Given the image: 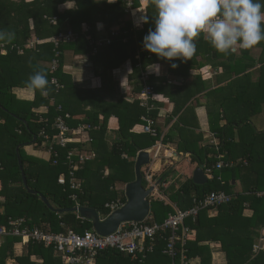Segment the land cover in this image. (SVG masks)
Instances as JSON below:
<instances>
[{"label": "trees", "instance_id": "1", "mask_svg": "<svg viewBox=\"0 0 264 264\" xmlns=\"http://www.w3.org/2000/svg\"><path fill=\"white\" fill-rule=\"evenodd\" d=\"M67 2L73 3L72 7L63 8ZM128 2L129 0H117L110 4L107 0H0V32H14L16 36L12 44L0 42V225H8L14 218L25 217L27 228L34 229L38 226L47 233L75 231L82 234L85 231H94L92 222L78 212L58 210L70 209L78 202L107 216L109 209L105 207L106 203L117 197L118 191L124 189L123 185L135 179L134 158L137 153L159 141V133L152 136L147 133L137 134L132 130L136 124L142 123L143 115H148L154 121L157 119L158 109H152V104L159 100L155 91L150 93L149 98L140 94V97L132 99L131 102L124 99L113 103L105 101L99 107H94L93 104L92 108L87 110L88 98L91 96L93 99L94 94L89 95L91 90L84 91L83 87L73 80L72 74L65 70L66 63L71 60V63L73 62L75 53L87 52L93 58H100L106 55L103 51L105 47L114 48L124 35L123 28L126 23L122 18L129 11ZM132 2L133 9L141 8L142 0ZM258 2L264 3V0ZM148 7L151 12L152 8L155 10L149 2ZM155 15L154 12L148 14V22L144 23L141 34L149 32V29L154 30ZM53 18H56V23L50 21ZM84 22L89 25L86 32L82 31ZM98 24L106 33L99 41L96 39ZM117 25L120 28L114 30ZM127 25H131V28L133 26L131 21L127 22ZM68 31H72L75 38L56 46L52 38L61 32L67 34ZM30 37L34 40L31 41ZM138 40L143 41L140 38ZM28 44H32L31 47H28ZM104 44V48H99ZM259 46L263 47L262 52L255 60L251 55L252 50L239 49L236 53L225 56L218 53L203 38L197 43L198 51L195 56L205 54L214 57L217 65L225 67L229 75L235 77L231 78L226 86L215 91L218 94L226 93L227 97H222L220 103L225 111L209 112L211 128L221 139L217 145L218 150H211L207 146L204 151L195 150L184 144L181 147L191 151L194 158L199 157L202 163L205 150L207 154L225 153L227 162L235 161L230 171L243 178L244 188L242 192L233 194L229 202L219 205L216 215L209 214V207L202 209L195 221H186L192 230H196V235L189 236L184 245L178 242L177 261H180L184 252L187 258L200 256V264H211L212 250L209 242L221 241L223 250L227 253L228 264H249L248 261L252 258V264H264V250L255 256H252L251 252L250 255H240L228 243L242 235H247L254 243V232L251 231L253 229L248 230L250 232L245 230L249 223L243 222V213L246 205L264 207V195H258V192L264 191V129L258 130L252 120L264 109V42ZM148 53L150 52L146 50L144 56ZM153 58L158 59L155 54ZM29 61L47 71L50 89L47 96L35 91L34 100L18 99L13 93V88L28 87L27 81L33 73ZM257 63H260L259 76L254 78L248 70ZM53 79H56L57 83H52ZM143 81L146 82V79ZM155 90L164 91L161 86H157ZM81 101H85V105L82 103L81 106ZM42 105H48L47 110H40ZM81 113L86 114L88 118L76 119ZM100 114H103L104 119H100ZM114 114L119 117L121 139L110 145L107 138L108 120ZM60 121L67 127L66 138L71 139L66 144L61 140V129L58 126ZM221 121H225L222 126ZM84 122H88V125L81 130L79 126ZM82 131L89 132V140L85 142L89 145L79 146L77 150L74 142L79 139V132ZM19 145H22L19 150L22 164L17 153ZM27 145L34 146L37 154L25 152ZM39 150L49 152L48 156L38 155ZM82 153L85 154L83 162L80 161ZM125 154L131 156V160L123 158ZM206 158L208 168L216 165L217 159L214 156ZM21 165L28 185L44 194L54 209H50L39 194L28 192L23 181ZM107 168L110 172L102 178V173ZM213 172L215 179H210L208 185L196 184L193 179L183 182L178 191L171 193L172 200L179 204V208L188 209L194 205L195 198L203 199L211 191L224 190L232 194L229 185L220 184V174L217 170L214 169ZM162 177L165 180L166 174ZM72 178L81 183L80 189L72 188ZM61 180H65L64 184ZM146 183L144 179V184ZM150 199L156 222L162 223L170 213L175 212L170 204L153 197ZM259 212L255 211L250 221L258 220L260 215H263ZM262 220L264 224V215ZM255 226L259 227L258 224ZM169 234L166 233V236ZM5 236L4 243L0 245V264L65 262L63 252L55 250L54 246L48 247L36 241L28 243L26 252L18 256L14 252L17 238ZM157 242L154 260L146 264H172L171 257L163 253L166 240L159 239ZM137 254L125 255L114 249L101 250L93 257V261H96V264H139L138 256H135ZM33 256L40 257L42 262L33 261Z\"/></svg>", "mask_w": 264, "mask_h": 264}, {"label": "crops", "instance_id": "2", "mask_svg": "<svg viewBox=\"0 0 264 264\" xmlns=\"http://www.w3.org/2000/svg\"><path fill=\"white\" fill-rule=\"evenodd\" d=\"M148 2L149 0H142V6L140 9H131L128 11L127 15L122 18V21L126 23L123 28L124 35L121 36L119 42L114 45V48L105 47L106 49H102L103 51H105L104 53H106V55H103L100 58H93L87 52L84 54L75 53L73 62L71 63V60L70 63H66L65 70L66 72L72 74L73 80L77 83L78 86L83 87L82 89H84V91L91 90L89 92V95H91L92 93L94 94V96H92L93 99H91L90 96V99L88 98L89 101L86 100L88 101L87 110L91 109V106L93 104H95L94 107H99V105H101L105 101L113 103L117 100L124 99L131 102L132 99L138 98V96L140 97V94H142L146 88L150 86L152 87L153 93L155 91L156 96L159 97V100L156 103L152 104V109H158V117L157 119H155V127L160 135V139L158 142H156L155 145L147 147L146 149H142L150 150L151 160L150 164L145 165L142 168L143 185L146 188L154 186V191L152 192V195L150 197L164 201L166 204H170L175 211L176 209L181 208L178 207L179 204L172 200V196H170L171 193L178 191L183 182L189 179H193L194 172L199 166L202 165L208 179L205 184L199 185H208L210 179H215V177L211 178L206 171V164L208 161L206 157L214 156L217 159V162L219 160H224L226 162L225 153L217 152V155H215L213 152L207 154V151L205 150V159L202 163L199 157L194 158V154L191 151L184 150L181 146H183L184 144L190 146L195 150L202 149V151H204V148H206L207 146L211 150H218L217 145L219 144L221 139L219 138L218 133L216 131H213V129L211 128V119L209 112L212 111L216 113H222L225 111H223V107H221L220 103L222 97H227V95L226 93L218 94V92L215 91L222 86H226L227 82L231 78H234L235 75L230 76L228 70H225V67L217 65L216 59L214 57H209L205 54L204 56H202V54L194 56L193 60H188L185 63H182V60H177V62L168 61L167 59L162 60L158 56V59L155 60L151 52L144 56V54L146 53V49L143 46V41L139 42L138 39L140 38L144 40V37L148 34V32L141 34V31L144 28V19H148V14H153V12L154 14H156V11L153 10V8L151 9L153 12L149 11ZM72 5L73 3L67 2L62 7L68 8L72 7ZM129 21L132 22V28L130 27L131 25H127V22ZM99 26L100 25L98 24L96 29L98 32L96 38L97 41L103 39V34H106L105 32H103L101 27L99 28ZM119 28V25H117L114 30H117ZM88 29L89 25L84 22L82 24V31L86 32ZM131 37H133V41H131ZM30 39L31 41L34 40L32 39V37H30ZM88 39L91 42L90 36H88ZM104 46L105 44L100 46L99 48H104ZM262 48V46H257L252 49L251 55H253V58L255 60L259 58L262 52ZM240 55L241 54H239V56ZM173 63L178 64L179 67H171ZM154 65L159 66L160 70L158 74L155 70L149 71L150 67H154ZM259 66L260 63H257L254 67L248 70L251 71L254 78L259 76ZM147 74L149 78L147 77ZM145 79L146 82L143 81ZM148 80H150L151 82H149ZM157 86H161L164 91L156 92L155 89ZM13 93L17 96L18 99L34 100L35 98V91L30 89L29 87H14ZM82 103L85 105V101H81V106ZM47 106L48 105H42L39 108L40 110H47ZM261 114H264V109L261 113L255 115L252 118L253 123L258 130L264 129V115L262 116ZM103 117V114H100L101 120L104 119ZM87 118L88 116H86V114L84 113L78 114L76 116V119ZM87 123L88 122H84V124H81L79 126L81 127V130L85 129L84 127L88 125ZM224 124L225 121H221L220 125L222 126ZM119 128V117L118 115L114 114L108 120L107 138L110 145L116 141L118 142L121 139ZM132 130L137 134L144 133L141 132L140 128H138V124H136V126H134ZM79 133V139L74 142V146L77 147V150L79 146L89 145L85 144V142H88L89 140V132L85 133L84 131H82ZM235 134L237 138L236 140H238L236 130ZM159 143H162L161 154L159 158L154 159L153 154L154 151H156ZM19 146L18 147L20 150L22 145ZM27 152L37 154L34 149H29ZM139 152L134 158L135 163ZM17 153L20 155L19 152ZM48 153L49 152L39 150L38 155L47 157ZM203 155L204 153L202 154V156ZM123 158L128 161L131 160V156L127 154H125ZM229 163H231V165L216 170L220 174L218 176V180H221L220 184L229 185V189L233 193H226L229 194L232 198V196H234L233 194L242 192L244 187L242 180L243 178L238 173L230 171V167L232 168V165L235 164V161L234 163L229 161ZM149 169V175L148 177H146V170ZM109 172L110 170L107 168L102 173L101 177L103 178L104 176H107ZM163 174H166L165 180H163ZM144 179L147 182L146 185L144 184ZM127 184L123 185L124 189H122V191H118L116 198L106 203L105 207L109 209V213L107 214V216H103L101 212L96 209L99 212L100 218L102 220L107 219L108 216L113 211H115H112L107 206L108 203L112 201H118L121 203L122 207L127 202ZM216 184L218 186L217 181ZM79 205L81 206V204L77 202L76 206ZM216 210L217 209H210L209 214L211 216L216 215ZM255 211H260L264 215V207H261L260 205H255L254 207L246 205L243 213V216L245 217L243 222L249 223L247 224V229L245 230L247 232H250L248 230L253 229L251 231L254 232V234L252 235V237L254 238V243L249 240L247 235H242V237L230 240V242H228L238 253H240V255L244 253L246 255H250L251 252V255L255 256L260 251L264 250V224L262 223L263 215H260L258 220L250 221L251 216H253ZM14 219L23 220V227H28L27 219L25 217ZM147 221L150 223L156 222L152 213L151 205ZM256 224H258L259 227H256ZM35 228L43 230L38 226H35ZM94 232L96 231L94 230ZM195 235L196 230H192L190 237H193ZM8 236L17 238V242H15L14 244V252L18 256H22L26 252L28 243L35 242L32 240L26 241L18 235L8 234ZM5 237V235L0 236V245L4 243ZM245 237L246 242L244 243ZM157 241L154 242L155 247H157L158 245ZM208 242L209 241H206V243ZM146 245H149V240L146 241ZM209 245L212 250L211 264H228L227 253L223 250L222 242L210 241ZM54 249L56 250L55 247ZM155 250H148L145 256L140 253L135 255L138 256L137 260L139 264H146L147 262L153 261ZM125 255L129 254L125 253ZM188 259L190 261L189 264L201 263L200 256ZM32 260L36 261L37 263L42 262L41 258L38 256H33ZM171 260L172 264H174V262L176 264H180V261H177L176 257H171ZM251 260L248 261L249 264H252ZM93 264H96V261H94Z\"/></svg>", "mask_w": 264, "mask_h": 264}, {"label": "clouds", "instance_id": "3", "mask_svg": "<svg viewBox=\"0 0 264 264\" xmlns=\"http://www.w3.org/2000/svg\"><path fill=\"white\" fill-rule=\"evenodd\" d=\"M149 5L156 11L155 28L149 29L143 46L162 60H193L201 38L225 56L239 49L252 50L264 42V3L258 0H149ZM144 22H148L146 18ZM15 38L14 32H0V42L12 44ZM29 66L33 73L27 86L47 96V71L31 61ZM171 67L179 65L173 63ZM152 70L158 74L160 69L154 65Z\"/></svg>", "mask_w": 264, "mask_h": 264}, {"label": "built area", "instance_id": "4", "mask_svg": "<svg viewBox=\"0 0 264 264\" xmlns=\"http://www.w3.org/2000/svg\"><path fill=\"white\" fill-rule=\"evenodd\" d=\"M132 0L128 2V9H133ZM52 23H56V18L50 20ZM75 36L72 31H68L67 34L60 33L52 38L58 46L63 41H69L74 39ZM33 44V42H32ZM32 44H28L31 47ZM6 52V50H5ZM57 83L56 79H53ZM153 92L152 88H146L142 96L149 98L150 93ZM142 123L138 124L141 132L157 136L158 131L154 127L155 121L148 115L141 117ZM61 129L60 136L63 143L69 142L71 139H67L65 131L67 127L62 121L58 123ZM162 143H159L156 151H154V159L159 158L161 154ZM85 160V154L80 155V161ZM230 165L229 162L219 160L214 167L206 168L207 173L211 178H214V169H222ZM149 170H146V177L149 175ZM72 174V172H71ZM72 188L80 189L81 183L75 178H72ZM65 180H61L64 184ZM258 195H264V191L258 192ZM76 198V197H74ZM231 200V196L224 191H211L203 199H194V205L189 209H176L174 213H170L168 217L162 223H149L147 221L137 222L130 221L122 223L119 228L109 235H99L94 231H85L80 234L75 231H69L68 233H47L39 228L29 229L23 227L24 221L21 219H12L8 225H0V236L3 235H18L26 241L42 242L47 246H54L57 250L63 252L65 257L64 264H93V257L101 250L117 249L127 254L140 253L145 256L149 251L156 249L154 242L159 239H165L166 245L163 252L172 258L177 255V244L182 242L184 245L188 237L192 233V229L186 224L188 219L196 220L199 212L204 208L217 209L219 205L227 203ZM107 206L113 211L121 207V203L118 201H112ZM170 233L166 236V233ZM149 240V245H146V241ZM148 247V248H147ZM183 252V251H182ZM190 261L183 252L180 258V264H189ZM174 264H176L174 262Z\"/></svg>", "mask_w": 264, "mask_h": 264}, {"label": "water", "instance_id": "5", "mask_svg": "<svg viewBox=\"0 0 264 264\" xmlns=\"http://www.w3.org/2000/svg\"><path fill=\"white\" fill-rule=\"evenodd\" d=\"M19 147L17 148V152H19ZM18 158L20 164H22L19 154ZM150 162V150L140 151L135 163L136 179L128 183L126 187L127 202L122 207L113 211L107 219L102 220L100 218L99 212L96 209L82 205L75 206L70 209H59L58 211L78 212L82 217H85L92 222L94 230L99 235H109L115 232L119 228V226L125 222L143 221L150 212V196L154 191V186L146 188L143 185L142 168L145 165L150 164ZM20 168L22 170L23 181L27 186L28 192L39 194V197L45 202V204L50 209H54L53 205L44 194L39 193L38 191L33 190L30 186H28L27 178L25 172L23 171V166L21 165ZM193 179L198 184H205L208 181L202 165L195 170Z\"/></svg>", "mask_w": 264, "mask_h": 264}, {"label": "rangeland", "instance_id": "6", "mask_svg": "<svg viewBox=\"0 0 264 264\" xmlns=\"http://www.w3.org/2000/svg\"><path fill=\"white\" fill-rule=\"evenodd\" d=\"M264 108V107H263ZM262 116L264 115V114H261ZM264 123V122H263ZM33 147L34 146H25V152L26 151H28L29 149L31 150V149H33ZM227 162V161H226ZM230 165H231V163H230ZM227 167V166H226Z\"/></svg>", "mask_w": 264, "mask_h": 264}]
</instances>
